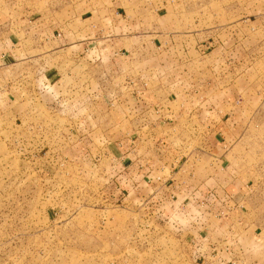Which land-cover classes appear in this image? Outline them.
<instances>
[{
  "label": "rangeland",
  "instance_id": "374dc122",
  "mask_svg": "<svg viewBox=\"0 0 264 264\" xmlns=\"http://www.w3.org/2000/svg\"><path fill=\"white\" fill-rule=\"evenodd\" d=\"M159 3L155 2V6ZM163 3L159 13H165V5H169L167 16L147 14L141 25L145 30L154 25L175 27L178 34L174 35L179 40L188 39V53L187 49L158 48L153 37L143 34L135 42L136 49L126 48L125 54L130 75L161 94H171L174 98L170 105L188 108L191 101L193 105L196 102L183 96L187 88L182 86L183 77L195 70H207L214 57L219 56L217 51L209 53L210 48L203 49L213 44L220 28L235 27L234 31H240L249 46L257 45L254 63L264 71V0ZM101 4L106 6V22L111 23L114 8L110 0H0V38L8 32L9 36L16 33L18 28L34 29L41 20L54 18L63 29L66 22L85 9H92L96 16L95 8ZM133 4V0L126 1L127 6ZM132 29L133 26L127 28L129 36H133ZM113 33L117 35L121 30L116 27ZM170 37L164 35L162 44L163 39L170 41ZM199 45L205 47L198 50ZM20 52H15L16 57H21ZM38 53L32 52L31 59L42 57ZM56 57L64 61L70 54L67 50L49 55L51 61ZM185 64L187 68H183ZM68 66L61 72L65 74ZM36 67L34 64L33 69ZM78 71L75 69L73 75L77 76ZM65 85L67 88L59 97L45 107L39 99H27L25 103L22 99H9L8 106L4 104L6 96L0 97V264H236L235 259L264 264V100L258 102L256 122L246 127L244 139L221 147L219 162L206 158L204 153L208 152L202 148L205 158L195 156L196 150L191 147L185 153L187 159L178 164L185 171H216L220 169L217 163L223 161V166L233 164L248 172L250 192L242 199L238 213L218 215L223 201L217 196V207L195 205L171 210L160 193L156 199L164 202L158 208L138 210L124 205L113 194L123 185V178L118 177L123 168L115 148L96 142L101 130L89 136L93 127L102 123L89 109L94 100L85 85L70 84L68 78ZM0 88L5 89L1 85ZM89 115L92 117L86 121ZM78 123L83 125L79 127ZM181 134L191 146L200 148L194 144L198 141L189 139L197 136L193 125L185 124ZM83 137L95 143L76 146ZM197 172L191 176L193 184L206 181V173L196 177ZM183 179L177 175L173 181Z\"/></svg>",
  "mask_w": 264,
  "mask_h": 264
},
{
  "label": "crops",
  "instance_id": "0c3cea01",
  "mask_svg": "<svg viewBox=\"0 0 264 264\" xmlns=\"http://www.w3.org/2000/svg\"><path fill=\"white\" fill-rule=\"evenodd\" d=\"M126 1L110 0L114 8L111 23L106 22V6L101 4L95 8L96 16H93L92 9H85L66 22L63 29L54 18L52 21L41 20L34 29L18 28L10 36L9 32L6 33V36L0 38V85L5 87L0 88V97L6 96V105L9 99H22L23 103L27 99H39L45 107L67 88V78L70 84H83L94 100L89 109H93L92 114L102 122L95 129L93 127L89 136L101 130V138L96 142L112 145L119 165L123 168L118 176L123 178V185L113 191L121 203L142 210L158 208L166 200L171 210L195 205L210 209V206H219L217 196L223 201L217 211L218 215L238 213L242 209V199L247 198L250 192L248 183L251 176L248 172L238 170L237 165L235 167L233 164L223 166V161L217 163L220 169L216 171H210V168L203 171L188 168L185 171L178 164L186 158L185 153L191 147L196 150L195 156L199 155L202 159L205 154L208 155L206 158L218 161L223 151L221 147L227 142L231 145L242 141L247 128L256 122L259 111L257 104L264 100V71L259 70L254 63L257 45L249 46L246 39L241 38L240 31H234L235 27L220 28L212 39L213 44L197 47L198 50L210 48L209 53L217 51L219 56L214 57L206 71L195 70L192 75L185 74L183 77L182 86L187 88L183 89L182 94L195 99L196 104L193 105L191 101L192 105L188 108L185 105L175 108L170 105L174 98L171 94L165 93L166 98L163 100L164 93L161 94L153 86L130 75L125 51L126 48L136 49V40L148 34L147 37H153L152 42L158 48L187 49L188 53V39L179 40V36L174 35L177 32L173 26L154 25L151 29H143V16H167L169 5L163 7L165 13H159L165 0H157L161 3L156 6L157 1L152 0H133L134 4L128 6ZM132 26L133 36H129L127 28ZM116 27L121 30L117 35L113 33ZM164 35L171 37L170 41L163 39L162 44ZM222 35L225 36L222 38ZM261 48L264 49V42ZM67 50L70 54L67 60L58 61L56 57L51 61L49 58V55ZM17 51H21V57H16ZM35 51L39 52V56L42 55L38 60L31 59ZM49 51L52 52L47 55ZM34 64L37 65L35 69ZM67 64L68 70L64 74L61 70ZM183 68H187V65H183ZM75 69L79 70L77 76L73 75ZM115 82H118L117 88ZM91 117L89 115L86 121ZM183 123L193 125L197 130L196 138L189 139L191 142L198 141L194 144L200 148L191 146L185 135L181 134ZM82 125L77 124L79 127ZM94 143L83 137L77 141L76 146ZM201 148L208 153L203 154ZM92 154L97 156L95 152ZM177 167L179 170L174 172ZM196 171V177L206 173V181L193 184L191 176ZM177 175L184 178L182 182L173 181ZM159 193L164 200L156 199ZM179 196L181 200H178ZM235 261L236 264H255L246 260ZM231 263L234 264V261Z\"/></svg>",
  "mask_w": 264,
  "mask_h": 264
}]
</instances>
